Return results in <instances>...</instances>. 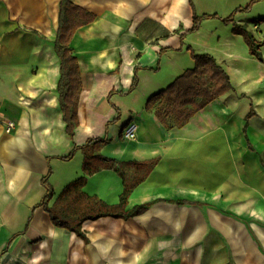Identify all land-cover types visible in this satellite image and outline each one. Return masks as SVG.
<instances>
[{
  "label": "crops",
  "instance_id": "0c3cea01",
  "mask_svg": "<svg viewBox=\"0 0 264 264\" xmlns=\"http://www.w3.org/2000/svg\"><path fill=\"white\" fill-rule=\"evenodd\" d=\"M61 1L0 0V264H264V216L250 223L248 206L233 202L240 192L233 195L229 160L230 150L243 147L251 104L264 98V63L221 19H206L187 35L194 25L190 0H73L96 18L70 44L83 79L71 139L58 93ZM192 1L199 16L225 18L251 0ZM235 18L263 43L264 58V23L256 22L264 18V0ZM189 47L213 56L236 92L184 127L164 128L146 103L195 68ZM132 124L135 141L124 135ZM95 138L111 140L98 149L108 159L159 163L127 204L128 211L152 204L150 210L86 220L82 238L35 207L47 195L43 179L51 168L50 207L85 176L82 150L59 158ZM87 179L89 196L120 203L124 181L114 169Z\"/></svg>",
  "mask_w": 264,
  "mask_h": 264
},
{
  "label": "trees",
  "instance_id": "16d2710c",
  "mask_svg": "<svg viewBox=\"0 0 264 264\" xmlns=\"http://www.w3.org/2000/svg\"><path fill=\"white\" fill-rule=\"evenodd\" d=\"M261 1L263 0H251L247 7L237 8L233 14L223 18L217 15L206 14L199 16L193 1L190 0L194 9V25L186 34L190 35L199 31L206 19H221L226 25L233 27L232 32L243 37L246 45L249 46L250 53L261 63H264V58L261 54L263 43L256 40L253 32L248 29V26L238 24L235 18L237 14L250 12ZM59 9L60 27L55 51L61 59L62 70L58 93L60 94V108H62L64 122L66 123V133L71 139H74V132L80 124L78 105L83 87V79L77 59L70 49V44L77 29L91 24L96 16L75 6L73 0H62ZM256 22L258 24L264 23V18ZM188 51L191 53L194 62H196L195 68L183 73L173 84L151 96L146 103L147 111L153 112L164 128L184 127L193 119L195 114L206 109L211 103L228 93L236 92L232 86L230 76L213 56L209 54H197L192 47H189ZM134 78L132 90H135L139 83L137 72ZM241 98L246 99L247 96L242 95ZM256 115L255 105L252 103L243 128L245 141L250 151H255V149L251 143L248 127L250 120L256 117ZM109 143H111V140L95 138L81 147H75L72 150L73 152L67 155V157L59 158L63 161L71 160L75 157L76 153L82 150L85 156L83 162L85 176L70 183L60 193L51 207L49 205L54 199L55 194L48 177L52 174V168L48 176L43 179V184L47 188V195L35 208L43 206L49 213L54 226L65 229L68 232H73L77 236L84 238L85 235H83L82 227L86 220H97L102 217L126 219L140 216V214L152 208V204H144L139 205L134 210L128 211L127 204L133 190L149 178L148 176L159 163L158 160L120 163L114 159H108L100 155L98 149L109 145ZM262 164L264 166V161H262ZM110 169H114L124 181V193L121 196L120 203L111 206L98 197L89 196L83 190L88 183V176ZM127 170L132 172L130 177L126 174ZM178 203L187 202L183 200Z\"/></svg>",
  "mask_w": 264,
  "mask_h": 264
},
{
  "label": "rangeland",
  "instance_id": "374dc122",
  "mask_svg": "<svg viewBox=\"0 0 264 264\" xmlns=\"http://www.w3.org/2000/svg\"><path fill=\"white\" fill-rule=\"evenodd\" d=\"M233 100L234 98L225 102L227 108L234 107ZM255 102L257 115L250 120L248 127L255 151L249 150L245 140L243 147L229 151L233 195H236V191L240 192V195L233 196V202H238L240 199L244 205L248 206L250 223L261 219L257 215L264 216V166L262 164L264 161V98L257 99ZM242 109L244 112L247 111V106L243 105ZM126 174L131 176L128 170Z\"/></svg>",
  "mask_w": 264,
  "mask_h": 264
},
{
  "label": "built area",
  "instance_id": "2783aa9c",
  "mask_svg": "<svg viewBox=\"0 0 264 264\" xmlns=\"http://www.w3.org/2000/svg\"><path fill=\"white\" fill-rule=\"evenodd\" d=\"M8 126H9L8 132H10L15 127V125L12 123H9ZM136 133H137V126L132 124L125 130L124 135H125V138L127 140L135 141V140H137V134Z\"/></svg>",
  "mask_w": 264,
  "mask_h": 264
}]
</instances>
